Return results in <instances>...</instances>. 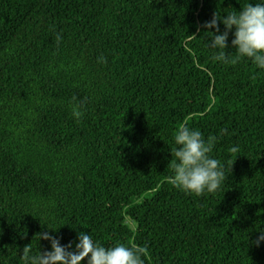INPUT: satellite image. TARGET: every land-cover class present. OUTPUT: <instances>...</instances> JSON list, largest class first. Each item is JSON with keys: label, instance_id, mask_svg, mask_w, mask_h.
Returning a JSON list of instances; mask_svg holds the SVG:
<instances>
[{"label": "trees", "instance_id": "16d2710c", "mask_svg": "<svg viewBox=\"0 0 264 264\" xmlns=\"http://www.w3.org/2000/svg\"><path fill=\"white\" fill-rule=\"evenodd\" d=\"M239 2L0 0V264L50 248L42 231L143 245L145 264H264V69L214 61L202 27ZM184 124L219 136L215 193L170 182Z\"/></svg>", "mask_w": 264, "mask_h": 264}, {"label": "clouds", "instance_id": "9594fccd", "mask_svg": "<svg viewBox=\"0 0 264 264\" xmlns=\"http://www.w3.org/2000/svg\"><path fill=\"white\" fill-rule=\"evenodd\" d=\"M240 5L239 9L223 15L216 11L210 20L204 21L202 27L211 33L206 38L207 46L213 50L214 61L234 66L242 58H248L258 69H264V0H248ZM60 39L57 34L56 40ZM72 115L80 119L82 112L78 106L73 108ZM225 134L227 129H221L220 136ZM173 139L175 147L170 150L172 158L168 164L171 184L197 196L215 193L227 171L225 163L212 155L219 136L205 138L201 131L184 124L176 129ZM230 151L237 152V146H232ZM39 234V240L49 241L50 248L31 255V249L25 246L21 255L27 264H145L148 254L145 246L133 243L117 242L105 246L88 231H78L74 245L71 241L62 244L61 238L49 231ZM253 243L257 246L264 243V230H260Z\"/></svg>", "mask_w": 264, "mask_h": 264}]
</instances>
